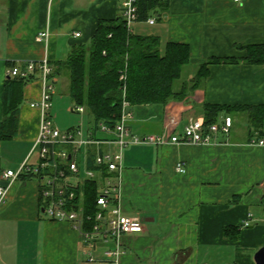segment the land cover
I'll return each instance as SVG.
<instances>
[{
	"label": "crops",
	"instance_id": "obj_1",
	"mask_svg": "<svg viewBox=\"0 0 264 264\" xmlns=\"http://www.w3.org/2000/svg\"><path fill=\"white\" fill-rule=\"evenodd\" d=\"M120 16L122 0H0V184L8 189L0 203V264H88L89 244L81 234L70 222L44 214L36 178H1L25 162H39L34 142L41 110L31 104H39L44 90L39 72L20 87L8 70L49 60L55 92L48 113L58 126L60 111L76 106L70 79L69 93L57 90L61 78L69 77L57 66L77 45L90 42L100 22ZM151 17L154 24L147 21ZM44 31L48 35L39 40ZM130 32L158 36L163 52L170 42L188 44L196 72L211 58L228 59L210 64L207 78L184 99L130 107L134 135L182 134L189 120L205 121L207 104L264 105V63L247 59V46L264 44V0H158ZM6 105L19 110L14 136L3 132ZM224 116L232 117L231 130L217 143L131 144L122 150L115 174L123 213L140 217L144 231L122 235L120 264H257L255 255L264 247V147L249 141L264 138V130L248 110L220 112L218 121ZM170 117L179 124L166 129ZM115 246L114 241L98 245L99 257Z\"/></svg>",
	"mask_w": 264,
	"mask_h": 264
},
{
	"label": "built area",
	"instance_id": "obj_2",
	"mask_svg": "<svg viewBox=\"0 0 264 264\" xmlns=\"http://www.w3.org/2000/svg\"><path fill=\"white\" fill-rule=\"evenodd\" d=\"M143 0H122V17L128 29L141 20L140 3ZM241 1V0H235ZM150 24L156 22L155 17L148 18ZM48 35L41 32L38 39ZM76 37L81 33L76 32ZM39 72L42 76L44 90L42 98L32 106H40L41 121L39 132L34 142V148L39 152V162L32 166L23 163L19 170H7L1 178L4 180L21 179L32 175L40 183V196L44 214L53 220L70 222L77 230L84 242L89 244L85 249L88 264H120L123 251L120 247L122 235L144 231L143 220L138 216H128L123 213L121 204L122 189L120 171L122 150L131 144H201L210 145L219 142V135H228L232 126V117L224 116L221 121L205 123L202 119H191L184 127L182 134L134 135L129 127L133 117L129 100L124 98L122 112L114 124L100 121L95 127L93 123L86 126L83 123L72 130H61L49 117L52 97L55 92L52 66L49 60L30 61L24 69L14 66L8 70L9 76L31 79ZM125 80L123 73L120 77ZM124 96L126 87L124 86ZM74 110L85 113L86 108L77 106ZM179 120L170 117L166 129L177 127ZM250 144L264 147V138H252ZM115 149L113 150V148ZM98 166L99 170L91 167ZM177 170L184 172L185 168L178 163ZM104 173V174H103ZM102 176V183L96 199L97 211L95 215H86L83 197L77 200V191L81 189L85 180ZM7 187L0 184V203L7 197ZM90 223L87 227L86 223ZM250 220L244 221L248 226ZM110 241L116 242L115 247H105L102 255L97 253L98 245Z\"/></svg>",
	"mask_w": 264,
	"mask_h": 264
},
{
	"label": "trees",
	"instance_id": "obj_3",
	"mask_svg": "<svg viewBox=\"0 0 264 264\" xmlns=\"http://www.w3.org/2000/svg\"><path fill=\"white\" fill-rule=\"evenodd\" d=\"M157 3L158 0L141 1V19L147 18ZM247 48L250 63H264V44H252ZM220 61L227 62L228 59L211 58L198 67L194 80L182 81L184 67L191 62L190 46L170 42L163 52L158 36L130 32L124 18L120 16L116 22H100L90 42L77 45L69 57L59 63L56 71L62 68L68 71L74 105L85 107L92 116L91 122L97 127L100 121L114 124L121 115L124 98L129 100L131 108L164 105L173 99L186 98L207 78L209 65ZM123 73L125 80L120 78ZM29 80L15 77L13 83L22 87ZM179 80L182 83L176 86ZM234 108L248 110L254 124L264 130V105L245 107L207 104L204 108L205 123L217 122L220 112ZM5 111L3 132L7 136H14L17 133L19 110L6 105ZM91 167L99 170L93 164ZM26 177L33 176L30 174ZM102 181V176L85 180L77 191V200L83 197L86 215H95L97 211L96 199ZM89 225L87 222L86 226Z\"/></svg>",
	"mask_w": 264,
	"mask_h": 264
},
{
	"label": "rangeland",
	"instance_id": "obj_4",
	"mask_svg": "<svg viewBox=\"0 0 264 264\" xmlns=\"http://www.w3.org/2000/svg\"><path fill=\"white\" fill-rule=\"evenodd\" d=\"M195 66L193 64H188L184 67L183 74H182V79L186 78H193L194 73L196 72ZM197 73V72H196ZM181 79V80H182ZM181 80L176 82V86H178L181 83ZM57 90L61 93H69V77H63L59 81V84L57 85ZM59 95V93H58ZM70 100V97H69ZM70 107V106H69ZM60 109V108H59ZM131 110V108H130ZM225 115V114H224ZM90 116L88 114H81L75 111H72V108H63L60 113L58 114L56 118V122L59 126V128L63 131L68 130V126H65L64 124L66 123L67 125L73 124L75 126L81 125L82 123L84 125H88V122L90 121ZM62 120L65 121V123H62Z\"/></svg>",
	"mask_w": 264,
	"mask_h": 264
},
{
	"label": "water",
	"instance_id": "obj_5",
	"mask_svg": "<svg viewBox=\"0 0 264 264\" xmlns=\"http://www.w3.org/2000/svg\"><path fill=\"white\" fill-rule=\"evenodd\" d=\"M257 264H264V247L260 248L255 255Z\"/></svg>",
	"mask_w": 264,
	"mask_h": 264
}]
</instances>
